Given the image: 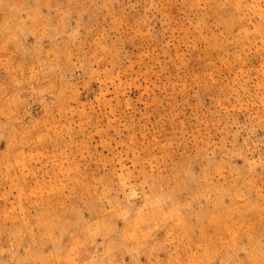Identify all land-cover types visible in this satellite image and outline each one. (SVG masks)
Returning <instances> with one entry per match:
<instances>
[{
    "label": "rangeland",
    "instance_id": "1",
    "mask_svg": "<svg viewBox=\"0 0 264 264\" xmlns=\"http://www.w3.org/2000/svg\"><path fill=\"white\" fill-rule=\"evenodd\" d=\"M0 264H264V0H0Z\"/></svg>",
    "mask_w": 264,
    "mask_h": 264
}]
</instances>
